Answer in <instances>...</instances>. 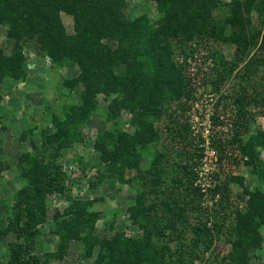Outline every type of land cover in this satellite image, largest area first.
Returning a JSON list of instances; mask_svg holds the SVG:
<instances>
[{
  "label": "trees",
  "instance_id": "obj_1",
  "mask_svg": "<svg viewBox=\"0 0 264 264\" xmlns=\"http://www.w3.org/2000/svg\"><path fill=\"white\" fill-rule=\"evenodd\" d=\"M129 1L0 0V7H5V12L0 11V19L17 22L20 18L29 30L28 35L34 34L51 60L76 61L87 84L81 105L71 109V121L83 117L88 109V100L84 98L97 92L120 91L128 108H136L140 118L133 134L102 136L108 149L112 148L114 160L119 161L115 171L118 179L124 167H137L139 153L133 148L134 143L151 141L148 134L144 138L151 128L150 121L142 117L149 114L163 118L161 132L166 141L161 148L171 149L175 155L161 165L162 153L157 152L142 176L149 179V202L143 203L145 191H141L127 210L142 227L143 234L116 246L105 243L97 264H198L201 254L220 235L221 225L209 223L211 207L199 206L201 193L192 184L195 162L190 151L188 110L206 87L216 95L208 116V136L218 163L225 158L229 145L236 144L244 151L246 146L261 144L264 130L250 135L246 144H241V136L247 130L246 122L252 121L255 114L264 118V0H157L156 10L162 15L156 20L129 14ZM215 7L219 14H211ZM66 8L74 15L70 34L62 32L58 14ZM19 11L21 16H17ZM14 33L16 38L22 36L19 29ZM102 39L112 41L114 47H104ZM225 42L234 45L227 59L220 50ZM21 62L22 58L13 53L1 56L0 80L5 75L13 79L23 76ZM120 63L124 64V73L113 74L112 67ZM232 82L235 88L222 91L225 84ZM250 106L255 108L253 112L248 109ZM129 112L134 117V111ZM223 133H229V138L224 140L220 135ZM67 136L65 125L48 136L46 143L53 150L52 155L61 150L59 140ZM95 147L107 153L102 141L96 140ZM31 166V187L9 218L25 237L23 242L10 244L5 264H35L34 259L24 255L29 250L26 237L39 232L41 213L37 205L49 193L63 188L60 173L52 162L36 161ZM219 191L226 195L223 185L210 189L211 195L217 193L216 200L221 201ZM263 200L260 192L251 193L247 209L237 213L234 225L224 231V235L231 236L227 240L232 259L237 262L249 246L259 242L257 228L264 226Z\"/></svg>",
  "mask_w": 264,
  "mask_h": 264
},
{
  "label": "rangeland",
  "instance_id": "obj_2",
  "mask_svg": "<svg viewBox=\"0 0 264 264\" xmlns=\"http://www.w3.org/2000/svg\"><path fill=\"white\" fill-rule=\"evenodd\" d=\"M156 2L130 0L126 10L129 14H142L156 20L162 15L156 10ZM4 8L0 7V11ZM13 10H16L15 6ZM219 12L218 7L211 10V14ZM58 14L62 32L72 33L74 15L70 8ZM17 16H21V11ZM17 29L22 33L19 38L14 33ZM28 34L29 30L20 18L11 22L1 17L0 57L12 53L21 57L23 76L13 79L5 75L0 80V264H5L10 244L24 240L25 233H20L18 225L10 223L9 218L17 209L20 198L31 187V179L34 178L30 175L31 165L36 161L52 162L60 173L63 188L49 193L37 205V211L41 213V221L37 223L39 232L26 237L24 243L29 250L24 256L34 259L35 264H97L105 251V243L116 246L143 234L144 230L133 221L127 210L141 191H145L143 203L150 200L146 192L149 179L142 176L151 159L161 152V165H166L175 154L170 152L171 149L161 148L166 141L165 133L161 132L163 118L148 114L142 118L150 121L151 128L143 135L146 138L148 134L151 141L134 143L133 148L139 153L137 167H124L118 179L115 171L119 161L114 160L113 150L111 147L108 149L107 140L102 136L118 132L133 134L140 118H137L136 108H128L120 91L97 92L84 98L88 100V109L83 117L76 122L71 121V109L81 105L87 84L81 77V69L72 59L51 60L39 47L34 34ZM100 42L104 47H114L110 40L102 39ZM233 47V43L225 42L220 48L226 59ZM112 71L113 74H123L124 64L112 67ZM229 87L235 88L233 82L225 84L222 91L229 90ZM215 97L206 87L202 97L188 110L193 168L200 156L202 133L209 128L207 120ZM248 109L253 112L255 108L250 106ZM131 110L134 117L129 112ZM219 114L221 117V112ZM63 125L68 128V136L59 140L61 150L52 155L53 150L48 149L46 140ZM246 127L241 144H246L250 135L264 130V118L255 114L252 121L246 122ZM222 130L225 131V127ZM155 135L157 142H154ZM220 135L224 140L229 138V133ZM96 140L102 141L107 153L95 147ZM245 148L242 151L236 144L229 145L225 158L217 162L214 172L217 185L226 188V195L219 191L221 201L216 200L217 193V197L210 193L209 197L201 196L198 201L200 207H211L208 210L209 223L213 221L221 225L220 235L201 254L198 264H212L213 260L215 264H264L263 225L257 228L259 242L247 248V252L240 256V262L232 259L227 240L231 236L224 235V231H229L234 225L236 214L247 209L251 193L258 191L264 199V139L261 144Z\"/></svg>",
  "mask_w": 264,
  "mask_h": 264
},
{
  "label": "built area",
  "instance_id": "obj_3",
  "mask_svg": "<svg viewBox=\"0 0 264 264\" xmlns=\"http://www.w3.org/2000/svg\"><path fill=\"white\" fill-rule=\"evenodd\" d=\"M207 127H210L209 119L207 120ZM209 128L202 133V142L200 143V156L194 170L193 186L197 187L201 193L202 198L210 196V189L217 184L214 177L216 172L217 156L215 149L209 142ZM217 197V194L215 193ZM207 200V198H206Z\"/></svg>",
  "mask_w": 264,
  "mask_h": 264
}]
</instances>
